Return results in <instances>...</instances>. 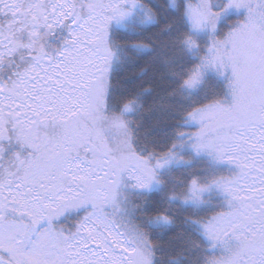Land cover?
Wrapping results in <instances>:
<instances>
[{"label":"snow or ice","instance_id":"6c2138e0","mask_svg":"<svg viewBox=\"0 0 264 264\" xmlns=\"http://www.w3.org/2000/svg\"><path fill=\"white\" fill-rule=\"evenodd\" d=\"M0 264H264V0H0Z\"/></svg>","mask_w":264,"mask_h":264}]
</instances>
